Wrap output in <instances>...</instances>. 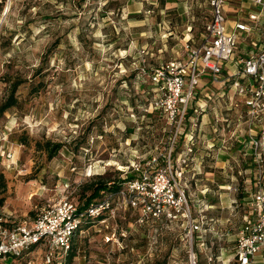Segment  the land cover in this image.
Returning a JSON list of instances; mask_svg holds the SVG:
<instances>
[{
    "label": "rangeland",
    "instance_id": "374dc122",
    "mask_svg": "<svg viewBox=\"0 0 264 264\" xmlns=\"http://www.w3.org/2000/svg\"><path fill=\"white\" fill-rule=\"evenodd\" d=\"M236 7L227 6L225 25ZM208 18L205 0H0V104L21 83L17 105L0 116V223L21 224L62 201L81 207L97 178L116 182L132 172L136 179L169 160L173 174L183 173L178 183L190 210L211 220L203 239L181 221L140 224L138 210L103 195L102 218L81 224L70 264H192V256L195 264H236L247 203L264 185V146L254 152L246 134L230 138L232 123L222 133L213 122L219 86L203 88L211 100L200 99L206 110L194 116L192 139L174 138L152 106L149 75L198 43ZM248 47L241 42L237 56ZM255 259L264 264V252ZM56 260L47 263L38 248L0 264H65L66 256Z\"/></svg>",
    "mask_w": 264,
    "mask_h": 264
},
{
    "label": "built area",
    "instance_id": "2783aa9c",
    "mask_svg": "<svg viewBox=\"0 0 264 264\" xmlns=\"http://www.w3.org/2000/svg\"><path fill=\"white\" fill-rule=\"evenodd\" d=\"M205 1L209 18L204 22L200 41L186 46L182 55L160 65L149 75L156 89L152 106L172 126L174 138L184 135L192 139L197 127L194 116L206 110V104L200 99L211 100L203 88L219 86L217 95L221 103L217 101L219 109H211L213 122L221 126L223 133L227 120L221 117L222 110L234 113L236 124L230 138L246 134L250 150L256 152L264 146V132L253 130L264 125V0ZM230 1L240 5L233 11V23L225 25V8ZM244 3L247 7L242 6ZM241 42H247L251 50L237 56ZM244 125L247 132L242 131ZM226 142L222 141L224 150ZM157 160L153 157L147 165H154ZM177 164L182 169L187 166V159L180 155ZM182 174L181 170L173 174L168 160L156 171H141L114 196L125 206L139 211L140 224L181 221L191 235L202 236L207 231V223L202 215L190 210L185 191L178 183ZM263 186L255 189L247 203L248 211L242 218L233 247L236 264H253L256 256L264 252ZM107 204L102 202L79 211L75 204L62 201L42 208L33 219L21 224L5 227L0 223V257L15 258L24 252L30 255L42 248L45 261L54 263L58 257L67 256L81 224L99 217ZM192 264H195L193 256Z\"/></svg>",
    "mask_w": 264,
    "mask_h": 264
},
{
    "label": "trees",
    "instance_id": "16d2710c",
    "mask_svg": "<svg viewBox=\"0 0 264 264\" xmlns=\"http://www.w3.org/2000/svg\"><path fill=\"white\" fill-rule=\"evenodd\" d=\"M198 1L199 0H196L195 3ZM230 2H233V1H230ZM230 2H229V4H230ZM195 44H197V43H195ZM20 84L21 83H13L12 86L10 87L9 95L7 96L6 100H4L3 103L0 104V116L4 115L7 111H9L10 109H12L13 107H15L17 105V98H16L15 94H16L17 89L20 86ZM221 117L223 119L227 120V122H226L227 126H229L231 123L233 126L236 124V117H235V114L232 112H225L224 110H222ZM60 148H62V145H60V144L54 145L53 149H51L49 151V155H48L49 158H53L57 154V152ZM225 150L226 151L228 150V146L226 147ZM134 179H135V175L132 172L127 173L125 176V179H121V180H118L116 182H114V181L111 182V181H109V179H106V178H97V180L94 181L90 186V190H91L90 195L85 199V202L82 204V206L78 207L79 211H85V209H87L90 206L101 204L103 201H97V200L100 199L103 195H108L110 197L116 195L120 191V189L122 188V184L124 182H126V181L130 182V181H133ZM210 206H212V204H210L208 207H210ZM195 215H198V214H195ZM200 215H202L204 217V215L202 213ZM100 218H102L101 215L99 217H97L96 220H98ZM204 220L207 223V225L209 226L208 222H211V220L208 221V219L206 217H204ZM210 225L213 226L214 224H210ZM196 235H197L196 237L199 238L200 241L205 236L204 234L202 236L199 234H196ZM72 250H73V243L71 246V250L69 251V253L66 256L65 264L71 263V260L74 256ZM205 251H207V246H206L205 240H204V242L198 244V252L202 253ZM27 253L28 252H24L19 257H15V258L14 257H8V258H13V259H18V260L23 259L24 257L28 256V255H26ZM220 255H221V250H220ZM217 256L215 257V260L217 259Z\"/></svg>",
    "mask_w": 264,
    "mask_h": 264
},
{
    "label": "crops",
    "instance_id": "0c3cea01",
    "mask_svg": "<svg viewBox=\"0 0 264 264\" xmlns=\"http://www.w3.org/2000/svg\"><path fill=\"white\" fill-rule=\"evenodd\" d=\"M234 2V1H233ZM236 3V5H237V7H236V9L238 8V6L240 5V3H238V2H235ZM228 6V5H227ZM243 7H247V4H243L242 5ZM227 8V7H226ZM226 8H225V10H226ZM236 9H233L232 8V11H235ZM234 16H235V14H234ZM254 38H257V36H255ZM251 50V46H250V48L248 47V50L245 52V53H242L243 55H245L248 51H250ZM218 144V143H217ZM214 204H212V206H210L211 208H213L214 206H213ZM222 254V253H221ZM256 260V259H255ZM255 263H256V261H255Z\"/></svg>",
    "mask_w": 264,
    "mask_h": 264
}]
</instances>
